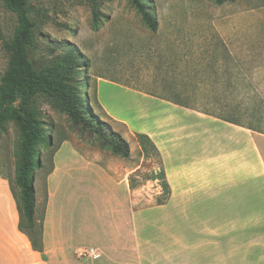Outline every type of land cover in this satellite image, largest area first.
<instances>
[{"label": "rangeland", "instance_id": "rangeland-1", "mask_svg": "<svg viewBox=\"0 0 264 264\" xmlns=\"http://www.w3.org/2000/svg\"><path fill=\"white\" fill-rule=\"evenodd\" d=\"M146 2L158 21L155 31L145 26L130 0H96L95 8L87 0H29L38 21L35 57L56 75L68 70L64 81L79 87L92 114L105 123L104 133L119 134L130 151L125 159L102 148L97 136L76 124L54 101L38 99V118L45 125L51 145L39 146L35 156L34 188L37 197H42L39 216L34 217L36 224L42 220L45 208L52 152L66 139L91 160L112 159L122 178L127 168L131 169L127 204L137 214V241L158 240L162 227L172 226L175 221L168 213V194L158 176L163 159L156 147L146 146L144 150L136 132L169 131L175 133L174 139L167 142V147L176 151L173 162L203 160L206 151L222 152L225 145L226 152L233 151L232 182L247 183L246 194L239 191L245 198L238 194V200L218 206L210 201L207 209L195 214V238L190 232L182 235L195 242V264H264V175L257 170L264 169V153L258 161L249 153L248 161L240 162L244 174L238 172L240 163L235 159L245 146L240 133H244L251 147L253 139L261 141L263 150L264 134L213 121L199 112L231 115L255 125L261 119L264 128V0H228L220 5L211 0ZM94 9H98L97 29ZM15 27L16 16L0 1V84L10 68L6 43ZM72 54L76 63L83 65L77 70L65 61ZM204 61L210 70L226 65L225 80L221 76L215 79V73L204 75ZM194 66L199 69L195 79ZM98 78L157 97L133 99L123 89L101 82L99 95L110 110L111 119L96 102ZM162 97L185 101L189 107L162 103ZM20 136L14 120L0 129V178L6 181L12 196L11 186L18 192L14 180ZM88 174L90 177L84 175L83 182H61L58 191L60 202L56 208L57 215H61V229L74 246L98 244L99 236L114 222L115 203L105 201L99 176ZM1 179L0 198L6 201L9 195ZM37 207L40 209V205ZM181 230L188 231L185 227ZM22 233L27 236L28 231ZM84 249L76 255L83 257L80 253ZM154 254H160L159 250Z\"/></svg>", "mask_w": 264, "mask_h": 264}, {"label": "crops", "instance_id": "crops-1", "mask_svg": "<svg viewBox=\"0 0 264 264\" xmlns=\"http://www.w3.org/2000/svg\"><path fill=\"white\" fill-rule=\"evenodd\" d=\"M204 63L202 70L204 75L208 72L207 77H209V73H215L213 76H217L215 79H219L221 76L220 78L225 80L226 65L214 66L210 70L208 64L205 61ZM198 70L194 66L192 70L194 79ZM230 73L231 69H228V74L230 75ZM213 77L210 79L212 80ZM96 82L97 105L100 111L111 119L110 110L102 102L99 95L101 82L123 89L133 99L136 96L157 97L149 92L137 91L127 85L105 78H98ZM160 101L172 105L185 102L169 97H162ZM206 116L219 123H228L209 115ZM136 133L147 135L163 159L160 173L167 186L165 191L168 194L166 206L168 213L174 217L175 221L172 226L168 224L162 227L158 240L147 241L138 238L137 241V214L127 204L128 177L131 174V169L127 168V174L125 178H122L123 174L121 176L112 159L109 158L105 162L91 160L77 150L69 140H63L53 153V168L47 177V196L41 216L43 225L42 252L33 249L28 237L19 230V213L15 199L11 195L6 181L0 178L5 182L9 195L6 201L0 198V264H195V257L193 256L195 254V242H189L182 237L183 234L186 235L190 232L195 238V214L207 209L209 204H212L210 201L218 206L231 199L245 198L239 194V191L246 194L247 183L243 181L232 182L233 151L227 150L226 152L224 145L222 152L217 151L218 153L208 154L206 151L203 160L179 164L173 162L176 156L174 148L167 147V142L174 139L172 135L175 133L169 131ZM240 136L245 141V146L240 151L243 153L241 156L235 157L236 155H234L239 163L242 161L246 163L249 153L251 157L255 156L257 161L263 157L264 150L261 141L258 142L253 139L254 147H251L248 145L249 142L244 133H240ZM157 141L161 145L157 146ZM218 142L217 145L220 146L221 143L219 140ZM242 168L240 163L238 172L244 174ZM85 170L86 173L83 174L82 171ZM257 170L260 175H264L263 168L258 167ZM87 172L96 173L99 176L107 204L115 203L112 205L114 222L111 224V229L99 236L98 244L74 246L71 244L70 238L67 239L61 229V215H57L56 208L60 202L58 191L60 184L66 183L68 179H77V181L83 182L84 175L90 177ZM36 192L35 189L34 217L39 216L42 202L41 195L40 198L37 197ZM238 194L240 195L239 198ZM38 205H40V209H37L39 208ZM180 217L183 219L180 220ZM182 227L188 231L184 232V229L181 230ZM176 237H181V240ZM89 248L93 250L89 254H84L81 251L80 254H84L83 257L76 255L80 249L85 251ZM155 250H159L160 254L153 255ZM140 253L142 254L140 255Z\"/></svg>", "mask_w": 264, "mask_h": 264}, {"label": "trees", "instance_id": "trees-1", "mask_svg": "<svg viewBox=\"0 0 264 264\" xmlns=\"http://www.w3.org/2000/svg\"><path fill=\"white\" fill-rule=\"evenodd\" d=\"M0 1L8 11L16 16V27L12 37L6 43L7 50L10 52V68L1 78L0 84V129L4 127L6 122L11 120L16 121L19 125L21 135L18 151L19 161L14 180V184L18 187V192H14L11 186L19 213L18 228L22 232L24 230L28 231L27 236L33 249L42 252L43 225L42 221L36 224L34 218L35 188L33 169L35 168L37 148L43 145L50 146L51 140H49L44 123L38 118L35 106L36 101L41 98L54 101L76 124L89 131L93 136H97L102 141V148L109 149L115 155L128 158L130 155L129 145L117 133H104L105 123L92 114L81 96L79 87L64 81L68 79V70L64 75H56L48 71L43 66V63L35 57L38 21L29 0ZM87 1L94 5V8L96 7V0ZM211 1L220 5L228 0ZM130 2L140 14L145 26L151 31H155L158 21L149 3L146 0H130ZM97 10L94 9V26L96 29L99 26ZM65 61L72 70H77L83 66L76 63L77 59L73 54L67 56ZM178 105L189 107L184 103H178ZM199 112L264 134L261 119H259L258 125H255L253 121L245 122L231 115L205 110ZM136 136L144 150H146V146H151L152 149L155 148V145L147 135L137 133ZM158 176L163 179L162 174ZM162 186L166 191L165 181L162 182Z\"/></svg>", "mask_w": 264, "mask_h": 264}, {"label": "built area", "instance_id": "built-area-1", "mask_svg": "<svg viewBox=\"0 0 264 264\" xmlns=\"http://www.w3.org/2000/svg\"><path fill=\"white\" fill-rule=\"evenodd\" d=\"M93 250L92 249H88V250H85L83 251L84 254H89L90 252H92Z\"/></svg>", "mask_w": 264, "mask_h": 264}]
</instances>
